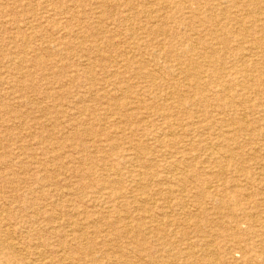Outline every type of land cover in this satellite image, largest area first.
<instances>
[{"label": "rangeland", "instance_id": "rangeland-1", "mask_svg": "<svg viewBox=\"0 0 264 264\" xmlns=\"http://www.w3.org/2000/svg\"><path fill=\"white\" fill-rule=\"evenodd\" d=\"M221 1L0 0V152L42 159L49 172L33 165L32 174L59 175L64 190L36 185V195L52 191L50 210L55 199L68 202L58 212L69 220L46 226L49 245L26 238L29 228L22 223L18 263L26 264L28 257L29 264H58L60 239L73 244L72 231L80 230L72 220L94 237L95 253L82 264H191L193 253L213 256L218 264H253L256 253L264 255L259 247L264 232L251 229L260 227L264 213V170L259 169L264 137L256 131L244 159L229 162L218 153L227 148L228 127L215 123L230 102L238 105L241 118L253 110L264 119V85L257 72L254 78L245 74L240 57L258 62L257 71L264 74V55L255 52L264 38V0H224L222 9ZM207 13H213L212 20H203ZM194 67L198 79L187 75ZM222 80L234 90L220 88ZM218 163L248 170L257 185L223 190L213 186L218 182L206 184L219 171ZM16 172L19 178L32 175ZM198 192L205 196L195 202ZM233 198L248 203L244 211L256 216L241 224L238 238L222 233L205 238L192 223L177 220L186 213L202 222L217 220L219 200H226L225 209ZM199 201L206 202L209 216L199 213ZM220 223L235 224L225 217ZM59 226L66 236L58 234ZM39 227L32 235L44 232ZM115 228L127 233L114 239L108 232ZM180 229L187 235L177 234ZM240 247H249L250 258Z\"/></svg>", "mask_w": 264, "mask_h": 264}, {"label": "bare ground", "instance_id": "bare-ground-1", "mask_svg": "<svg viewBox=\"0 0 264 264\" xmlns=\"http://www.w3.org/2000/svg\"><path fill=\"white\" fill-rule=\"evenodd\" d=\"M196 1V0H195ZM208 1V0H207ZM235 0H233L234 2ZM92 2H94V0H92ZM97 2V1H96ZM99 2V1H98ZM180 2V1H179ZM223 1H221V3L219 4L220 8L222 9V5H223ZM225 2H228L227 0ZM44 3V2H43ZM163 4V3H162ZM198 5V4H197ZM153 6V5H152ZM213 6V5H211ZM195 7V6H194ZM254 7V6H253ZM99 8V7H98ZM212 8V7H211ZM218 8V9H220ZM57 9V8H56ZM66 9V7H65ZM241 9V8H240ZM123 11V10H122ZM60 12V11H59ZM211 12V11H210ZM238 12V11H237ZM258 12V11H257ZM61 13V12H60ZM64 13V12H63ZM95 13V12H94ZM153 14V13H152ZM40 15V14H39ZM223 15V14H222ZM230 15V14H229ZM82 17V16H81ZM50 18V17H49ZM30 19V18H29ZM213 19V13H207L203 20H212ZM223 20V19H222ZM237 21V20H236ZM261 21L264 22V19H262ZM92 22V21H91ZM230 22V21H229ZM42 24V23H41ZM199 25V24H198ZM217 25V24H216ZM21 28V27H20ZM55 28V27H54ZM94 28V27H93ZM23 29V28H22ZM78 30V29H77ZM39 32V31H38ZM84 32V30L82 31ZM166 33V32H165ZM236 33V32H235ZM72 34V33H71ZM146 34V33H145ZM44 35V33L42 34ZM31 39V38H30ZM98 39V38H97ZM99 41V40H98ZM224 41V39H223ZM226 41H224L225 43ZM259 46H257V48L255 49L256 53H263L264 55V38L260 39ZM238 44V43H237ZM7 45V43H6ZM121 45V44H120ZM201 46V45H200ZM214 46L213 43L209 42V48L212 49ZM172 48V47H171ZM129 49V48H128ZM127 49V50H128ZM262 49V50H260ZM173 50V49H172ZM191 50V49H188ZM186 51V50H185ZM54 52V50H53ZM190 52V51H188ZM254 52V50L252 51ZM206 53V52H205ZM84 54H86L84 52ZM186 54V53H185ZM188 54V53H187ZM117 55V54H116ZM196 55V54H195ZM257 55V54H256ZM238 56V55H237ZM45 57V56H44ZM236 57V55H235ZM242 58H244V66L246 68L245 70V74L254 78L255 75H257L258 82H260L262 85H264V74L257 71V69L259 68V63L258 62H253V61H249L248 58H245V55L241 56ZM76 58V57H75ZM206 58L211 59L213 58L212 56L208 55L206 56ZM145 60V59H144ZM262 61V60H261ZM48 62V61H47ZM86 62V61H84ZM207 62L212 63V60H207ZM19 63V62H18ZM24 63V62H23ZM203 63V62H202ZM95 64V63H94ZM206 64V63H205ZM35 68L36 66H38L39 64H34ZM51 65V64H50ZM85 65V64H84ZM203 65V64H202ZM48 66V65H47ZM58 66V65H57ZM62 66V65H61ZM235 66V65H234ZM26 67V66H25ZM60 67V65H59ZM34 68V69H35ZM49 68V67H48ZM197 67L191 68L187 70V75H191L194 76L195 79L199 78V73H197ZM232 68V67H230ZM48 70V69H47ZM242 70V69H241ZM184 71V70H183ZM26 72V71H25ZM180 72V71H179ZM250 72V73H249ZM255 72H257V74H255ZM27 73V72H26ZM30 76H32V74L29 72L28 73ZM114 74V73H113ZM253 74H255L254 76H252ZM18 75V74H17ZM103 75V74H102ZM156 75V74H155ZM203 75V74H202ZM187 77V76H186ZM249 77V78H250ZM36 78V77H35ZM209 78V77H208ZM19 79V78H18ZM26 79V78H25ZM38 79V78H37ZM93 79V78H92ZM164 79V78H163ZM158 80V79H157ZM93 81V80H92ZM54 82V81H53ZM117 82V81H116ZM134 82V81H133ZM150 82V81H149ZM160 83V82H159ZM110 84V83H109ZM231 83L229 81H220L218 83V86L220 88H222L223 90H234L231 87ZM239 85V84H238ZM201 86H203L201 84ZM205 86V85H204ZM203 86V87H204ZM209 86V85H207ZM147 87V86H146ZM165 87V86H164ZM206 87V86H205ZM216 86H214L215 88ZM202 88V87H200ZM27 89H30V86L28 85ZM198 89V88H197ZM203 89V88H202ZM92 92V91H91ZM95 92V91H94ZM140 92V91H139ZM170 92V91H169ZM257 92V91H256ZM255 92V93H256ZM56 94V93H55ZM91 94V93H90ZM170 94V93H169ZM52 95V94H51ZM236 96V95H235ZM90 97V96H89ZM263 97V96H262ZM82 98V97H81ZM199 100V99H198ZM188 101V100H187ZM256 101V100H255ZM85 102V101H84ZM190 102V101H189ZM242 102V101H241ZM153 103V102H152ZM158 103V102H157ZM257 104V103H256ZM135 108V107H134ZM261 108V107H260ZM14 109V108H13ZM129 109V108H128ZM184 110V109H183ZM142 111V110H141ZM145 111V110H144ZM191 111V110H190ZM231 112V116L229 117H225L226 115H228ZM32 112V111H31ZM146 112V111H145ZM154 112V111H153ZM222 113H225L226 115H223V117H220V120H215V123L219 124H223V122L225 123L226 127H228V131L224 134V137L227 138L226 140H228V143H224L225 146H227V148H224V146H221V149L219 150L218 153H223V157L228 158L229 162H234L236 160H238L239 162L242 161V159H244V147L246 145H250L251 144V140L253 141L254 137L253 135L255 134L256 131H258L260 133V135H262V137H264V124L261 125L259 124L260 121H263L264 119L262 118H256V114L253 112V110L251 111H243V116L242 118L244 119L242 121L241 118V113H240V109L238 108V105L234 102H230V104L223 106V109L221 111ZM164 113V112H163ZM24 114V113H23ZM165 114V113H164ZM263 115V114H262ZM69 116V115H68ZM109 116V115H108ZM252 116V117H251ZM250 117L252 118V120H250ZM132 118V117H131ZM196 118V117H195ZM23 119V118H22ZM68 119V118H67ZM70 119V118H69ZM16 120V119H15ZM133 120V119H132ZM197 120V119H196ZM49 121V120H48ZM116 121V120H115ZM253 121V123L258 122L255 126H250L248 122ZM45 123V122H44ZM184 123V122H183ZM203 123V122H202ZM211 123V122H210ZM74 124V123H73ZM185 124V123H184ZM235 124H238V128L233 130V127ZM36 125V124H35ZM75 125V124H74ZM73 125V126H74ZM33 126V125H32ZM72 126V125H71ZM233 126V127H232ZM13 127V126H12ZM44 127V126H43ZM16 128V127H15ZM209 128V127H208ZM27 130V129H25ZM24 130V132H25ZM23 131V130H22ZM30 131V130H29ZM180 131V130H179ZM182 131V130H181ZM168 132V131H167ZM200 132V131H199ZM21 133V132H19ZM75 133V132H74ZM201 133V132H200ZM32 134V133H31ZM76 134V133H75ZM9 135V134H8ZM183 135V134H182ZM36 136V135H35ZM77 136V135H76ZM147 136V133H146ZM11 137V136H9ZM23 137V136H22ZM172 137V136H170ZM253 137V139H252ZM240 138H243L245 140V142H238V140ZM87 139V138H86ZM197 140V139H196ZM207 140V139H206ZM150 141V139H149ZM230 141L232 143H230ZM17 142V141H16ZM52 142V141H51ZM50 142V143H51ZM20 143V142H19ZM53 143V142H52ZM95 143V142H94ZM243 143V144H242ZM249 143V144H248ZM54 144V143H53ZM253 144V143H252ZM255 144V143H254ZM31 145V144H30ZM208 146V145H207ZM211 146V144H210ZM218 146V145H217ZM220 146V145H219ZM65 147V146H64ZM201 147V146H200ZM42 148V147H41ZM114 148V146L112 147ZM129 148V145H128ZM211 148V147H210ZM59 149V148H58ZM188 149V148H187ZM209 149V148H208ZM92 150V149H91ZM33 151V150H32ZM73 151V150H72ZM71 151V152H72ZM193 151V150H192ZM67 152V151H66ZM92 152V151H91ZM21 153V152H19ZM35 153V152H34ZM40 153V152H39ZM225 153V154H224ZM74 154V153H73ZM139 154V153H138ZM14 155V156H13ZM23 155V156H21ZM26 155L25 153H21V154H5L4 152H0V182L2 183V185H0V264H23L22 261L21 263H18V255L19 253H21V236L18 234V228L20 226H22V223L25 224L24 226H26V228H29L27 231L23 230V232L25 231V237L32 239V238H36L37 240H42L43 241V245H45V243L47 245L50 244L49 240H48V236H47V228L46 226H49L51 224L54 223H61L62 221H66L67 217L64 213L62 212H58L61 211L62 208H65V205L67 202V200H63L61 198L55 199L56 204H55V210L49 209L50 206V201L49 199H51V196H53L54 194L51 195L52 191H49V189H45V192L39 195H36L35 191L33 188L37 185L40 186L41 188L43 187H48L49 185H55L57 184V188L58 190H60L61 192L64 190L63 186L60 184V177H58L59 175L56 176H44V175H40V174H32L33 170V165L40 169L42 172H49L48 169L46 167V164H44V161H42V159H39L35 156H24ZM36 155V154H35ZM40 155V154H39ZM54 155V154H53ZM63 155V154H62ZM197 155V154H196ZM42 156V155H40ZM52 156V155H51ZM167 156V155H166ZM221 156V155H220ZM56 157V156H55ZM59 157V156H58ZM170 159V158H169ZM240 159V160H239ZM91 160V159H90ZM100 160V159H99ZM149 160V159H148ZM187 160V159H186ZM26 161H29L30 164H28ZM48 162V161H47ZM98 162V161H97ZM127 162V161H126ZM137 162V161H134ZM50 163V162H49ZM147 163V162H146ZM212 163V162H211ZM64 164V163H63ZM190 164V163H189ZM194 164V163H193ZM58 166V165H57ZM87 166V165H86ZM189 166L192 167V165L190 164ZM218 167V172L216 174H212L210 175V177H208V179L206 180V184H211V183H215L218 182L219 184L217 185H213L215 187H221L223 190L227 187V186H232L235 188L240 189L241 187H243V185L246 186H250V188H253L254 186L257 185V181L255 179V177L248 171L245 169H226V165L225 164H221L218 163L216 165ZM231 166V164L229 165ZM17 167V169H16ZM70 167V166H69ZM173 167V166H172ZM55 168V166H54ZM64 167H62L63 169ZM58 169V168H57ZM260 171L264 170V165L262 164L259 167ZM17 171L22 172L23 174H32L30 177H23L17 174ZM136 170V169H135ZM180 170V169H179ZM187 170V169H186ZM52 171H54L52 169ZM111 171V170H110ZM148 171V170H147ZM56 172V171H55ZM119 172V171H118ZM63 173V172H62ZM130 173V172H129ZM232 173L229 177L227 176V174ZM259 173V172H258ZM42 174V173H41ZM61 174V173H60ZM117 174V173H116ZM148 174V173H147ZM158 174V173H157ZM173 174V173H172ZM174 175V174H173ZM172 177V176H171ZM241 177V178H240ZM86 178H82L80 180V182ZM170 179V178H169ZM18 180V181H17ZM138 182V181H137ZM151 183V182H150ZM260 183V182H259ZM69 184V183H68ZM23 185V187H22ZM80 185V183L78 184V186ZM212 186V187H213ZM141 187V186H139ZM193 187V186H192ZM24 188V189H23ZM70 189V188H69ZM114 189V187H113ZM144 189V188H143ZM170 189V188H169ZM210 190V189H209ZM249 191V189H248ZM167 192V191H166ZM194 192V191H193ZM212 192V191H211ZM259 193V192H258ZM66 194V193H64ZM113 195H116V193H114ZM197 196H205V194L203 192H198L195 196V202H196V198ZM247 196V195H246ZM181 197V196H180ZM188 198V197H187ZM235 198V197H234ZM231 199V201L235 200ZM48 201V203H44L43 202ZM70 199H68L69 201ZM147 202V201H146ZM178 203V205H182L183 200H178L176 201ZM233 202V206L228 207L223 209L222 207L226 205V200L222 199L219 200L218 207H217V213L219 216H217V220H212L211 219H207L206 221L202 222L199 218L196 217L195 214H189L186 213L184 218H177L178 221L180 220H185L188 223H192L194 225V229L197 233H199V236L202 237H211L214 235H218L220 233H222L225 237L226 236H231L232 238H238L240 237L239 233H242L241 231V224L244 222H247L249 224L250 220L249 219H253V217H256L255 215L246 213L244 211V207L245 205H248V203H242L239 202L238 200L234 203ZM45 204V209L41 208V204ZM119 203V202H118ZM201 207H200V211L199 213H205L207 216L210 215V208H208L206 202H202L199 201L198 202ZM54 205V204H53ZM17 210V212H14V207ZM39 206V207H38ZM69 206V205H67ZM183 206V205H182ZM262 206H264V200L262 201ZM255 207L257 208V206L255 205ZM37 209V211L32 212L31 209ZM190 208V207H189ZM258 209V208H257ZM64 210V209H63ZM244 211V212H243ZM196 212V211H195ZM67 213V212H66ZM69 213V212H68ZM57 215V216H55ZM167 215V214H166ZM257 216H260L257 215ZM262 220L260 221V227H251V229H257V231L260 233L261 231L264 232V213L262 212ZM55 217V218H54ZM228 218L233 220V222H235V224H233L232 226H223L220 223V219L221 218ZM69 220V219H67ZM72 222L74 223V226H78L79 227V231H72V236H73V240L75 241V243H70L69 241H66L67 239H60V242L58 244V252L60 253L58 255L59 257V263L58 264H82V262L85 261V259H90V256L95 253V248H94V243L93 241H91V239H93L94 237L91 235L90 230H86V227H81L79 224L76 223L75 220H72ZM118 223V222H116ZM167 223V222H166ZM213 224H216L217 226H219V228H215ZM39 225V228H44L42 230H44V232H42L39 236H35L32 235V230L33 229H37L36 226ZM63 225V224H62ZM167 225V224H166ZM83 226V225H82ZM113 227V226H112ZM206 227H208L209 229H206ZM212 227V228H211ZM250 227V226H248ZM69 228V227H68ZM142 226L140 228L137 229V231L139 233H142L141 230ZM52 229V228H51ZM55 229V228H54ZM128 229V228H127ZM59 232L58 234L62 235L63 234L66 236V232H64V227L63 226H59L57 229ZM163 228L160 229V231H162ZM133 231V230H132ZM153 231H151L152 233ZM126 234L127 231H123L120 229H113L112 231L110 230L108 232V234L111 236V234H113L114 239H117V237L119 235H123ZM157 233V231H156ZM166 233V232H165ZM71 234V233H70ZM95 234H98V230H95ZM153 234V233H152ZM177 234L180 235H187V231H185L184 229H180ZM133 235V234H132ZM162 235V234H161ZM115 236V237H114ZM134 236V235H133ZM219 236V235H218ZM208 243V242H207ZM23 245V244H22ZM36 247L42 246L40 244L35 243ZM34 247V246H32ZM210 246H208L209 248ZM261 250H264V237L261 238L260 240V246ZM26 248V247H25ZM27 249V248H26ZM25 249V250H26ZM101 250V248H100ZM106 250V249H105ZM108 251V250H107ZM211 251V250H210ZM240 253L245 257H249V247L247 248H243L240 247ZM105 252V251H104ZM222 252V251H221ZM24 254V253H23ZM263 253H256L254 257H252L251 262H253V264H264V255H262ZM21 255V254H20ZM48 255V254H47ZM46 255V256H47ZM45 256V257H46ZM50 256V255H48ZM85 256V258H84ZM191 256V255H190ZM193 258L191 260V264H218V262L216 261L215 257L213 256H202V255H196L195 253L192 254ZM94 257V256H93ZM92 257V258H93ZM27 258V259H26ZM25 262L26 264H29V259L32 258H28L26 257ZM49 258V257H48ZM250 258V257H249ZM40 259V258H39ZM44 259V258H43ZM46 259V258H45ZM53 259V258H52ZM51 259V260H52ZM55 259V258H54ZM37 260V259H36ZM92 260V259H91ZM24 262V261H23ZM31 264V263H30ZM33 264H39L38 261H34ZM133 264V262H132Z\"/></svg>", "mask_w": 264, "mask_h": 264}]
</instances>
